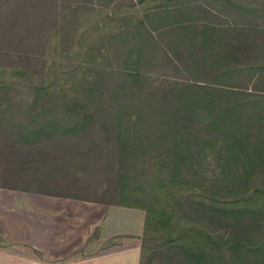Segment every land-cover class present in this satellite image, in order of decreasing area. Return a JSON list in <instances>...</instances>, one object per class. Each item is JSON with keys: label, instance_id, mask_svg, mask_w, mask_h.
Returning a JSON list of instances; mask_svg holds the SVG:
<instances>
[{"label": "trees", "instance_id": "1", "mask_svg": "<svg viewBox=\"0 0 264 264\" xmlns=\"http://www.w3.org/2000/svg\"><path fill=\"white\" fill-rule=\"evenodd\" d=\"M164 2L126 48L2 66L0 85L33 73V141L77 139L133 201L115 205L145 212L141 264H264V0Z\"/></svg>", "mask_w": 264, "mask_h": 264}, {"label": "rangeland", "instance_id": "2", "mask_svg": "<svg viewBox=\"0 0 264 264\" xmlns=\"http://www.w3.org/2000/svg\"><path fill=\"white\" fill-rule=\"evenodd\" d=\"M233 1L237 11L238 7L252 9L262 2ZM220 2L225 0H204V4L218 10L222 9ZM164 3V0H0V75L2 66L47 72L54 68L50 62L60 55L68 64L80 62L90 66L96 54L93 49L102 46L123 49L131 45L132 29H140L137 25L147 13ZM14 76L18 78L0 85V104L5 105H0V187L30 193L33 197L29 201L38 208L37 216L47 196L60 198L58 202L65 204V210L74 202L111 206L133 203L128 199L129 193L110 183L94 158L82 162L75 157L76 150L71 151V147L78 143L77 139L33 141L29 134H34L37 127H30L29 123L34 115L30 107L34 75L17 72ZM10 102L13 107L8 105ZM51 115L68 117L62 108H56ZM53 198L51 202L57 200ZM38 253L35 256L41 260L42 254ZM151 260H155L153 253L148 252L144 264H158Z\"/></svg>", "mask_w": 264, "mask_h": 264}, {"label": "crops", "instance_id": "3", "mask_svg": "<svg viewBox=\"0 0 264 264\" xmlns=\"http://www.w3.org/2000/svg\"><path fill=\"white\" fill-rule=\"evenodd\" d=\"M30 197L0 187V264H141L143 211L47 196L37 216Z\"/></svg>", "mask_w": 264, "mask_h": 264}]
</instances>
